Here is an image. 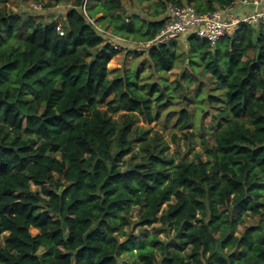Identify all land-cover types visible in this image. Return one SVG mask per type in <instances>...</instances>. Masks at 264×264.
I'll list each match as a JSON object with an SVG mask.
<instances>
[{"label": "trees", "instance_id": "1", "mask_svg": "<svg viewBox=\"0 0 264 264\" xmlns=\"http://www.w3.org/2000/svg\"><path fill=\"white\" fill-rule=\"evenodd\" d=\"M9 1L0 0V264H264V222L247 219L264 218V23L214 44L190 33L185 76L171 83L178 39L136 51L147 52V79L110 67L121 49L96 26L144 41L166 17L129 14L123 0H66L61 23L25 20ZM157 2L154 16L170 2L209 13L234 0ZM195 80L197 109L183 91ZM201 116L213 122L201 125L205 154L190 157L178 133L170 153L150 125L174 119L190 151Z\"/></svg>", "mask_w": 264, "mask_h": 264}, {"label": "rangeland", "instance_id": "2", "mask_svg": "<svg viewBox=\"0 0 264 264\" xmlns=\"http://www.w3.org/2000/svg\"><path fill=\"white\" fill-rule=\"evenodd\" d=\"M123 5L126 7L128 13L131 12H139L143 17H145L148 20H153L155 16L153 13L155 12L156 8H159L157 0H145L140 2L139 0H123ZM8 6L15 10L17 13L21 14L25 20L28 19L29 16H34L37 20L40 19H46V21H50L53 17L57 18L59 22L61 23V18L65 13L66 8L70 6V3L66 0H60V3L57 5L45 8L44 3H38L34 2L32 0H10L8 3ZM26 22V21H25ZM110 30V27H108ZM190 33H185L181 35L178 40L180 44V58L178 60L177 66L172 69L169 72L164 73V76L168 77V81L173 83L178 78H184L185 74L183 73V69L186 68L187 64L189 63L190 59L187 57V37ZM128 41L124 40H118L115 41L120 47L121 51L120 53L110 62V67H131L135 66L140 68L141 70L145 71L146 78H149V62L147 60V52H136V51H143L145 48L142 46V44L136 42L134 37L126 38ZM121 42V43H120ZM194 79H196L195 76H193ZM199 80H195L193 83L187 84L186 88H184V92L187 94V98L185 99V103L189 105V107H194L197 109L198 102L194 100H189L188 98L190 95H197V87L199 84ZM179 92L181 90H178ZM171 105L165 106L164 113L166 114L168 111V108ZM208 107V106H207ZM202 117V116H201ZM202 123H200V118L197 119V122L194 123L192 130L195 131V138L193 140L194 148L188 151V146L185 143V136L184 133L181 131H178L176 128L173 127V121L174 119L170 120V122H166L165 117H162L160 121L153 122L152 126H154L156 129H160L161 132L165 135V137L170 142V153H176V144L173 139L174 133H178L180 135V144H181V153L187 152L188 156H193L194 153L198 150H203L205 154V149L203 148V144L199 140L204 135V130L201 125H204L206 128H210L213 124L211 120V116H204L202 117ZM140 124H143L145 126H149V124L145 120H141ZM206 135H209V132H206ZM35 188V186H34ZM137 212V211H136ZM134 218H137V214L135 213ZM248 221L255 222V221H261L264 222V218H260L258 216H247ZM241 228V226H240ZM128 229V227H127ZM150 229L152 231H155V228L153 226H150ZM138 229H135L137 231ZM33 234H38L39 230L32 228ZM162 238H165V234H161ZM42 252L45 251L44 246L41 247Z\"/></svg>", "mask_w": 264, "mask_h": 264}, {"label": "built area", "instance_id": "3", "mask_svg": "<svg viewBox=\"0 0 264 264\" xmlns=\"http://www.w3.org/2000/svg\"><path fill=\"white\" fill-rule=\"evenodd\" d=\"M239 5L254 6L255 8L243 14L235 13L234 9L239 7ZM83 8L87 12L85 4ZM165 14L166 23L153 39L136 42L144 47L154 44H167L189 32L200 38L208 39L214 44L223 36L231 35L241 23H264V0H234L231 5L218 8L209 13L199 12L193 4L180 6L170 2L167 5ZM90 20L95 23L94 18H90ZM96 26L109 37V41L118 49H121V47L115 41H128L126 38L114 34L109 29L101 28L97 24ZM58 30L60 33H64L61 26H58Z\"/></svg>", "mask_w": 264, "mask_h": 264}, {"label": "crops", "instance_id": "4", "mask_svg": "<svg viewBox=\"0 0 264 264\" xmlns=\"http://www.w3.org/2000/svg\"><path fill=\"white\" fill-rule=\"evenodd\" d=\"M254 8H255L254 6L248 7V6H244V5H239V7L234 9V12L243 14L244 12L252 11ZM165 17H166V14L164 12L162 14L160 13L159 16L155 15L154 19H161V18H165Z\"/></svg>", "mask_w": 264, "mask_h": 264}]
</instances>
